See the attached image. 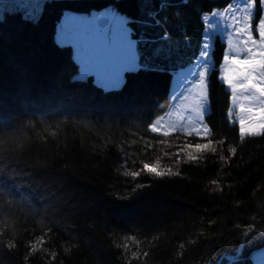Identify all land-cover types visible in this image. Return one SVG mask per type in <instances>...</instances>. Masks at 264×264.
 I'll use <instances>...</instances> for the list:
<instances>
[{
  "label": "trees",
  "instance_id": "obj_1",
  "mask_svg": "<svg viewBox=\"0 0 264 264\" xmlns=\"http://www.w3.org/2000/svg\"><path fill=\"white\" fill-rule=\"evenodd\" d=\"M232 1L42 0L28 20L18 14L0 25V134L23 129L31 137L24 150L0 147V239L19 242L12 251L0 246V264H229L241 245L254 264L248 258L264 249V137L239 140L218 70L209 78L206 123L226 141L220 154L237 147L227 164L209 153L177 167L173 154L198 139L146 130L170 105L173 74L200 55L203 17ZM108 8L125 18L140 68L105 91L91 77L76 79L73 48L57 43L56 28L65 13ZM222 56L216 41L217 68ZM157 159L181 175H124ZM249 225L259 235L246 243ZM38 236L47 251L26 260ZM125 242L129 253L115 246ZM131 251L149 255L132 260Z\"/></svg>",
  "mask_w": 264,
  "mask_h": 264
},
{
  "label": "snow or ice",
  "instance_id": "obj_2",
  "mask_svg": "<svg viewBox=\"0 0 264 264\" xmlns=\"http://www.w3.org/2000/svg\"><path fill=\"white\" fill-rule=\"evenodd\" d=\"M243 7L237 4L228 3L222 14L220 11L213 12L212 16L231 17V27L239 38L238 47L233 44L232 33L228 36V49L224 53L223 65L219 67L220 79L231 91V100L236 102L237 93H246L243 100L249 101V106L240 104L239 119H233V110H226V119L233 124L238 123V138L244 141L247 137H264V16H257V9L264 10V0H242ZM36 12L35 0H17L11 7L0 8V25H3L9 16L20 15L22 19L28 20ZM239 13V15H237ZM203 19L209 25L208 30H204V39L200 48V57L187 71L195 79L190 92L191 102L186 106L187 115H182L180 120L184 123L170 124L168 127H161L164 117L160 116L155 122L149 121L146 130L151 133H158L164 137H169L173 132L183 133L187 137H195L199 142H186L180 146L179 151L174 153L177 159V167L182 159L187 162L198 164L205 154H219L221 162L227 164L230 158L237 155V147L229 145L227 152L229 156L222 153L226 141L214 139V129L206 123V116L210 107L209 100V77L213 70L211 35L216 27L210 24L207 15ZM255 21V24H254ZM124 17L116 14L112 10L104 13L86 16H73L65 14L64 23L57 33V43L61 46H71L74 49V59L79 66L78 81H86L91 77L94 83L104 89L119 90L125 83L124 73L136 71L140 68L137 63V54L134 51V42L129 39L128 30L124 27ZM90 46L89 54H85V43ZM239 54H234V53ZM182 73L178 75H182ZM20 134L24 130L20 129ZM21 135L13 139L19 141ZM55 135V133H53ZM161 140L160 144H165ZM181 153L183 156H181ZM165 155H169L165 152ZM146 172L150 176L158 178L180 176V171H174L172 167L161 164L157 159L155 163H143L139 171H125V176H130L136 180L142 173ZM214 190L220 189L217 179L211 180ZM143 187V185H138ZM259 234L249 225L245 231L246 243L248 240L254 242ZM264 239V236L260 237ZM125 241H131L139 246V241L135 236H125ZM18 241L8 240L6 245L0 239V246H6L9 251L18 247ZM45 237L38 236L34 243L28 245L30 251L25 254V259L36 255L39 252L47 251L44 247ZM123 249L125 253L130 252L129 243H117L115 245ZM244 245L236 250L233 256L228 257L229 264H246L243 254ZM69 252V248L64 249ZM264 255V253H260ZM148 253L131 251L132 260H140L147 257ZM51 260L55 261L57 253H50ZM256 254L249 257L255 260ZM131 264V261L129 262Z\"/></svg>",
  "mask_w": 264,
  "mask_h": 264
},
{
  "label": "rangeland",
  "instance_id": "obj_3",
  "mask_svg": "<svg viewBox=\"0 0 264 264\" xmlns=\"http://www.w3.org/2000/svg\"><path fill=\"white\" fill-rule=\"evenodd\" d=\"M16 2L17 1L2 0V1H0V8L11 7ZM41 2H42V0H35L36 9L38 11H39V9L41 7ZM231 3L237 4L238 6L243 7L242 0H233ZM226 8H224L222 10H215L213 12L220 11L223 14ZM107 10L114 11L113 9L108 8V9H105L104 11L93 12L91 14H69V13H65V14L73 15V16L90 17V16H92L94 14L99 16L100 14L104 13ZM259 10H260V12H259ZM258 12H259V15L264 16V10L258 8L257 9V13ZM212 13L207 14L208 20H210V24L216 25V27L213 29L212 33H210L211 41H212V44H213L212 53H213L214 48H215L216 39L220 43V45L223 47L222 63L219 65V67H220L224 63V61H223L224 53L228 49V36H229V33H232L233 44L236 45L237 47L239 45V38L236 37V35H235V33H234V31H233V29L231 27L232 21H231V17L230 16L225 17V16L222 15L221 17H214V16H212ZM65 14H64L63 18L61 19L60 23L58 24L57 33L60 30V26L64 23ZM118 15H120V14L118 13ZM237 15H239V13H237ZM124 20H125V18H124ZM204 23L206 25V30H208L209 25L207 24V22L205 20H204ZM254 24H255V21H254ZM124 27H125V25H124ZM125 28L128 30L129 39L134 42V51L137 54L135 41L131 38V33H130L129 29L127 27H125ZM56 38H57V36H56ZM90 50H91L90 46L86 42L85 43V54H89ZM234 54H239V53L237 52V53H234ZM199 59H201L200 55L198 56V58L195 60V62L193 64H191L188 67H186L184 69H181V70H179V71H177V72H175L173 74V79H172V83H171V90H170L171 104H170V107H169L168 111L164 115H162L164 117L163 121H161V127L162 128L168 127L170 124H174V123L175 124L184 123L183 121L180 120V117L182 115H185V116L187 115V113L185 111V108L191 102V96H190V92L192 90V83L191 82L195 79L192 75H190L188 73L187 70L189 68H191L192 65H194ZM212 62H213V70H214V69H216V67H215L216 66V61H215L213 56H212ZM137 63L139 64L138 54H137ZM182 72H183L182 75H178V74H180ZM218 73H219V80L223 83V81L220 79L219 70H218ZM78 76H79V73L76 76V79H77ZM224 86L226 87L227 91L230 93V108L233 110V113H234L233 119L234 120H238L239 119V115H240V113H239L240 104H244L246 107L249 106V104H250L249 101H245V100L242 99V97L244 95H247V94L238 92L237 93L238 99L236 100V102H232V100H231V91L225 84H224ZM208 113H209V110H208ZM208 113H207V115H208ZM157 119H159V117L156 118L153 122H155ZM231 124L235 125V126H238V123L237 124H233L231 122ZM260 253H264V250H261L258 253H256V258H255V260H253L254 264H264V255H261Z\"/></svg>",
  "mask_w": 264,
  "mask_h": 264
},
{
  "label": "clouds",
  "instance_id": "obj_4",
  "mask_svg": "<svg viewBox=\"0 0 264 264\" xmlns=\"http://www.w3.org/2000/svg\"><path fill=\"white\" fill-rule=\"evenodd\" d=\"M27 128L34 127L33 122H25ZM17 135H21L20 132H13L9 134H0V147H10L13 150H24L30 143L31 137L28 135L27 131L24 130V134L21 135L19 141H15L13 138Z\"/></svg>",
  "mask_w": 264,
  "mask_h": 264
}]
</instances>
